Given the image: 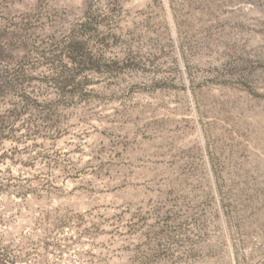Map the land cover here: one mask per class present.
Here are the masks:
<instances>
[{
  "label": "rangeland",
  "instance_id": "1",
  "mask_svg": "<svg viewBox=\"0 0 264 264\" xmlns=\"http://www.w3.org/2000/svg\"><path fill=\"white\" fill-rule=\"evenodd\" d=\"M0 264H264V0H0Z\"/></svg>",
  "mask_w": 264,
  "mask_h": 264
}]
</instances>
